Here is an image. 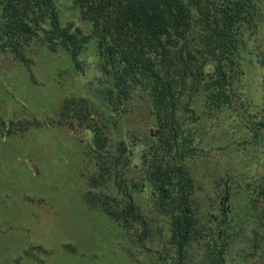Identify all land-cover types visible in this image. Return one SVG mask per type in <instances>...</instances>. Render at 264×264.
Segmentation results:
<instances>
[{"label": "trees", "instance_id": "1", "mask_svg": "<svg viewBox=\"0 0 264 264\" xmlns=\"http://www.w3.org/2000/svg\"><path fill=\"white\" fill-rule=\"evenodd\" d=\"M263 2L71 0L89 25L86 34L62 25L56 0H0V55L26 67L36 50H63L79 67L92 42L108 85V117L88 98L66 97L50 125L90 133L98 169L85 200L93 209L122 231L140 229L143 240H152L159 215L165 218L169 264L264 262V114H251L241 96L247 57L260 65L264 101ZM135 107L148 121L139 165L131 166L132 144L113 142L110 125ZM34 125L41 126L0 118V138ZM208 151L219 172L202 210L189 161ZM140 193H148L146 209Z\"/></svg>", "mask_w": 264, "mask_h": 264}, {"label": "rangeland", "instance_id": "2", "mask_svg": "<svg viewBox=\"0 0 264 264\" xmlns=\"http://www.w3.org/2000/svg\"><path fill=\"white\" fill-rule=\"evenodd\" d=\"M56 3L62 25L90 32L71 0ZM259 6L264 13V2ZM258 44L264 53V36ZM79 59L77 67L63 50H36L26 67L10 54L0 55V118L41 124L24 135L0 138V264H169L165 218L159 215L156 224L161 231L153 226V239L143 240L140 229L122 231L93 209L85 200L88 179L98 169L90 133L50 125L66 97L88 98L108 117L103 107L108 85L100 76L92 42ZM248 60L243 61L241 96L250 113L260 118L264 114L262 71L257 60ZM115 118L118 120L110 125L113 142L123 139L131 143L135 157H131L130 165H139L135 159L144 144L148 117L135 107L129 108L126 117ZM208 137L205 148H210V133ZM200 154L194 164L189 161V166L196 199L204 210L214 196L213 178L219 167L210 163V151ZM219 165L229 167L226 159ZM136 173L134 169L128 175ZM225 189L228 194L227 186ZM147 197L148 193L138 197L145 209ZM200 254L192 253L195 262ZM236 260L228 262L243 264L240 258ZM246 264L264 262L258 259Z\"/></svg>", "mask_w": 264, "mask_h": 264}, {"label": "water", "instance_id": "3", "mask_svg": "<svg viewBox=\"0 0 264 264\" xmlns=\"http://www.w3.org/2000/svg\"><path fill=\"white\" fill-rule=\"evenodd\" d=\"M226 198H227V196H226L225 199H224V204H225V202H226Z\"/></svg>", "mask_w": 264, "mask_h": 264}]
</instances>
